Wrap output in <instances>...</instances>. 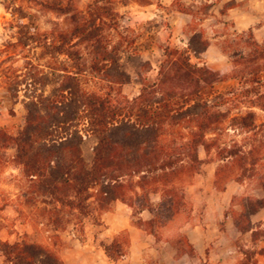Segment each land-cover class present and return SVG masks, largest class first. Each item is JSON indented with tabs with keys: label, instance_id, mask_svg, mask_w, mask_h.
I'll return each mask as SVG.
<instances>
[{
	"label": "trees",
	"instance_id": "trees-1",
	"mask_svg": "<svg viewBox=\"0 0 264 264\" xmlns=\"http://www.w3.org/2000/svg\"><path fill=\"white\" fill-rule=\"evenodd\" d=\"M29 1L68 15L69 24L41 30L34 12L16 0H0L15 28L14 40L0 48V57L9 62L0 69V80L11 101L21 97L25 109L15 132L0 127V162L3 151L14 148L11 161L19 169L14 209L35 227H47L49 239L58 241L56 233L69 223L81 234L85 219L98 223L119 200L132 209L133 223L158 241V228L184 211L183 186L205 160L219 163V189L224 185L219 180L253 178L264 165V119L256 112L264 111V38L258 41L252 28L233 30L216 43L229 67L214 69L192 60L202 58L210 43L204 29L197 28L207 3L193 9L172 0L191 16L186 38L160 46L157 72L150 78L151 63L122 23L116 0H89L82 9L74 0ZM133 74L140 88L129 97L122 86ZM228 79L235 84L216 88ZM229 130L240 138L226 139ZM87 142L92 145L86 154ZM199 147L206 159L199 158ZM152 193L159 194L158 201H151ZM241 205L235 222L245 231L248 214L264 199ZM144 209L151 214L147 220L139 216ZM173 241L179 254L196 257L184 233L178 231ZM128 243L122 230L101 246L115 262L126 255ZM58 246L24 233L11 242L0 240V255L6 264H63ZM242 252L237 264H258L254 249ZM259 252L264 254V247ZM198 264L208 263L201 259Z\"/></svg>",
	"mask_w": 264,
	"mask_h": 264
},
{
	"label": "crops",
	"instance_id": "crops-1",
	"mask_svg": "<svg viewBox=\"0 0 264 264\" xmlns=\"http://www.w3.org/2000/svg\"><path fill=\"white\" fill-rule=\"evenodd\" d=\"M229 10L237 29L245 30L252 26L254 37L258 36L257 31L264 29V24L255 27L254 19L243 20V9L230 7ZM198 156L206 159L203 147L198 148ZM218 164L215 160H205L200 170L183 186L184 198L190 205L193 218L186 221L183 232L182 228L180 232L192 243L195 258L185 253L178 254L169 239L156 241L152 233L133 223L130 206L116 200L109 210L101 214L98 223L85 219L80 235L72 229L60 234L57 252L63 264H149L152 260V264H194L201 259L208 264H237L244 256L243 248L254 249L257 263L264 264V254L259 252L264 247V205L248 214L249 229L242 231L235 222V213L242 211L241 203L246 204L249 199H264V183L260 180L264 176L259 172L260 167L251 180L256 183L254 187L247 186V179H227L219 180L224 184L219 189L215 186ZM150 199L158 201L159 194L152 193ZM139 216L147 220L151 214L144 209ZM122 230L128 234L127 253L114 262L106 256L101 244L109 243Z\"/></svg>",
	"mask_w": 264,
	"mask_h": 264
},
{
	"label": "rangeland",
	"instance_id": "rangeland-1",
	"mask_svg": "<svg viewBox=\"0 0 264 264\" xmlns=\"http://www.w3.org/2000/svg\"><path fill=\"white\" fill-rule=\"evenodd\" d=\"M89 0H74L78 9L84 8ZM185 2L193 9L199 6L200 2H206L205 13L200 16L201 24L197 28L202 27L205 34L208 36L210 43L208 48L202 53V58H192L197 62L205 61L210 67L223 70L229 67V60L216 45L218 41L225 39L233 30L241 31L234 25V18L230 13V7L243 9L245 15L242 19L256 20L254 25L260 26L264 24V0H177ZM25 8L35 14L36 23L41 30H50L52 28H65L69 24L68 15H61L56 12L40 9L33 1L16 0ZM172 0H158V4L151 3L147 5H139L131 0L126 4H122L116 0V9L122 15V23L129 26L128 31L136 40V46L140 51L141 57L149 60L151 68L147 72L150 78H154L157 72L158 59L161 56L160 46L169 44H180L182 39L186 36L184 31L186 29V22H189L191 16L182 14L177 10V5L171 4ZM11 16L8 10L0 4V48L8 40H14L13 34L15 28L9 25ZM252 28V26H251ZM253 34L254 29L252 28ZM264 34V29L257 31L258 41H261L260 36ZM255 35V34H254ZM21 63L20 58L15 64ZM9 62L6 61L5 55L0 57V69L7 66ZM129 63V67H130ZM235 84L234 79L218 82L216 88L225 90L227 87ZM140 84L136 81L135 75H132V80L122 86V92L131 97L138 93ZM19 97L16 102H12L8 92L4 88V84L0 80V127L6 128L10 132H15L24 122L25 109ZM259 119H264V111L256 109ZM227 138H240L234 131L229 130ZM91 142L84 145V151L87 154L91 147ZM14 154V148L8 147L3 151V157L0 162V240L14 241L16 238L22 236L24 233L34 241L51 244L60 241V234L66 231L73 230L71 223L67 224L64 230H59L56 234L59 236L58 241L54 238L49 239L52 235L51 231H47L45 226L39 224L37 227L30 220H25L18 216L14 209V201L18 193L17 178L19 176V169L11 161ZM214 151H211V155ZM259 172L264 176V166L259 168ZM254 178H249V185L254 187L255 182L251 181ZM236 201V200H234ZM112 206V205H111ZM184 211L177 215L174 219L166 222L163 226L158 228V241L171 240L176 238V234L186 223V221L193 218L191 214L190 205L185 201ZM80 235L79 232L74 231ZM174 243V241L172 242ZM176 249V248H175ZM178 253V250L176 249ZM179 254V253H178ZM152 260V259H151ZM153 260L149 264H152ZM0 264H6L3 256L0 255ZM194 264H198L195 261Z\"/></svg>",
	"mask_w": 264,
	"mask_h": 264
}]
</instances>
